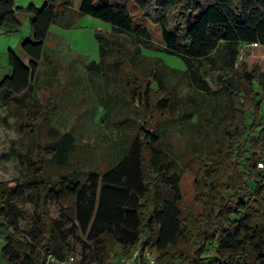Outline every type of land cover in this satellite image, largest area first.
Instances as JSON below:
<instances>
[{"label":"trees","instance_id":"1","mask_svg":"<svg viewBox=\"0 0 264 264\" xmlns=\"http://www.w3.org/2000/svg\"><path fill=\"white\" fill-rule=\"evenodd\" d=\"M134 1L137 17L125 0H81L79 15L106 22L115 32L141 41L151 39V34L136 20L158 25L166 52L182 59L199 91L209 90L201 76L203 67L219 73L224 114L216 126L215 147L203 153L193 170L189 208H183L182 179L169 172L164 149L167 121L163 117L172 107V89L159 69L140 77L126 51L116 49L121 59L113 66H125L135 109V141L120 150L113 167L100 175L90 174L89 182L78 171L61 173L55 181L45 179V161L38 155L33 176L0 182L4 240L0 255L5 264H48L50 256L60 262L71 257V237L49 212L53 200L72 228L87 236L84 249L92 251L96 264L109 260L104 241L108 237L123 255L138 250L136 264H149L148 252L155 253L154 264H264V170L258 168L260 158L264 160V71L254 65L234 79L241 46L264 47V0ZM72 4L73 0H49L42 9L33 5L26 9L32 14L33 29V41L23 45L29 64L10 52L12 74L0 83V100L19 101L32 95L51 29ZM19 10L24 9L17 8L15 0H0V26L19 25ZM96 38L104 63L116 43L110 41L113 46L108 51L105 40L109 39L99 33ZM97 67L91 63L88 69ZM118 72L121 75L122 68ZM194 115L199 116L197 112L190 116ZM44 120V113L30 112L26 132L39 155L48 150V161L69 167L76 152L75 137L53 127L56 140L41 146L39 126ZM27 193L37 197L39 206L36 228L30 234L17 230L12 205Z\"/></svg>","mask_w":264,"mask_h":264},{"label":"rangeland","instance_id":"2","mask_svg":"<svg viewBox=\"0 0 264 264\" xmlns=\"http://www.w3.org/2000/svg\"><path fill=\"white\" fill-rule=\"evenodd\" d=\"M48 2L15 0L16 7L24 10L16 13L19 25L0 26V83L12 74L10 52L29 64L23 45L33 41V29L32 14L26 9L30 5L42 9ZM80 3L81 0H73L70 10L56 19L45 43L32 95L29 98L20 96L19 101L0 100V182L33 176L37 155L45 161L43 177L52 181L61 173L78 171L82 179L89 182L90 174L100 175L116 164L120 150L130 147L138 132L132 97L126 85L125 66H113L121 59L116 51L120 49L126 51L129 63L134 64L140 77L159 69L164 74L165 84L172 89V107L163 117L167 121L164 149L169 172L182 179L183 208L187 210L193 198V170L203 153L215 147L216 126L224 114L219 73L208 66L203 67L201 76L209 90L199 91L182 59L166 52L158 25L148 20H136L151 34V39L141 41L115 32L106 22L80 16ZM125 5L133 15H139L134 0H125ZM98 33L109 39L105 40L108 51L113 46L110 41L116 43L115 50L104 63L96 38ZM91 63L98 67L89 70ZM254 65L264 71V47L241 46L234 79L238 80L245 69L251 70ZM30 112L31 115L42 112L45 116L39 126L41 146L56 140L51 132L53 127L62 134L71 133L75 137L76 152L69 167L48 161V150L38 154L36 142L25 127ZM196 112L199 116H190ZM261 118L264 123V101ZM12 205L17 230L26 234L33 232L39 212L37 197L27 193L23 198L13 200ZM48 207L52 219L71 237L73 264H96L92 251L84 249L89 243L87 236L80 229L72 228L71 220L58 203L51 200ZM0 240L3 245L4 240ZM104 241L109 260L128 256L123 255L122 248L113 239L108 237ZM150 254L155 258V253ZM0 264H5L1 255Z\"/></svg>","mask_w":264,"mask_h":264},{"label":"built area","instance_id":"3","mask_svg":"<svg viewBox=\"0 0 264 264\" xmlns=\"http://www.w3.org/2000/svg\"><path fill=\"white\" fill-rule=\"evenodd\" d=\"M246 47H255L258 46L256 44H247L245 45ZM260 158V157H259ZM258 168L261 170H264V160H262L260 158V160L258 161ZM2 247V243L0 240V250ZM151 252H148L147 254V262L149 264H154L155 263V258L152 257V255L150 254ZM138 257V250H133L132 253L129 256H122L121 258L117 259L116 261H114L113 259L108 260L105 264H136V260ZM75 261V258L73 256L69 257L67 260L60 262L58 260H56L53 256H50L48 259V264L49 263H56V264H73Z\"/></svg>","mask_w":264,"mask_h":264}]
</instances>
